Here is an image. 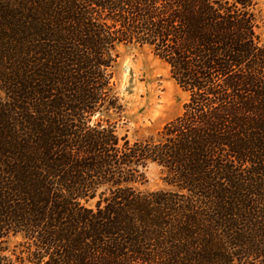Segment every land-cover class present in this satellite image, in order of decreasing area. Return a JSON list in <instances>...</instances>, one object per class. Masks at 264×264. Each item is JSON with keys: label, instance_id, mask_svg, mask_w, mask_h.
Here are the masks:
<instances>
[{"label": "trees", "instance_id": "16d2710c", "mask_svg": "<svg viewBox=\"0 0 264 264\" xmlns=\"http://www.w3.org/2000/svg\"><path fill=\"white\" fill-rule=\"evenodd\" d=\"M256 26V0H0V264H264ZM120 45L189 94L155 135L110 119Z\"/></svg>", "mask_w": 264, "mask_h": 264}, {"label": "rangeland", "instance_id": "374dc122", "mask_svg": "<svg viewBox=\"0 0 264 264\" xmlns=\"http://www.w3.org/2000/svg\"><path fill=\"white\" fill-rule=\"evenodd\" d=\"M257 2L256 32L264 40V0ZM115 67L116 85L124 109L110 114L116 121V132L130 140L155 135L167 121L183 111L189 99L172 78L169 67L156 57L148 46L120 45ZM146 181L139 184L143 191L164 187L162 169L151 163L145 169Z\"/></svg>", "mask_w": 264, "mask_h": 264}]
</instances>
